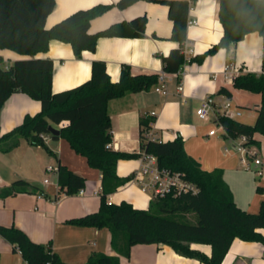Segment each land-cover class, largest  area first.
<instances>
[{
    "label": "crops",
    "instance_id": "obj_1",
    "mask_svg": "<svg viewBox=\"0 0 264 264\" xmlns=\"http://www.w3.org/2000/svg\"><path fill=\"white\" fill-rule=\"evenodd\" d=\"M118 0H55L53 10L47 15L45 27L49 28L78 9L96 4L110 5L108 10L90 20L89 31L96 32L114 22L131 19L137 15L146 16L143 37L101 36L94 51L83 50L75 56L72 46L62 40L51 39L48 49L35 56L48 58L53 62L51 88L53 92L75 87L90 78L91 62L105 63L110 79H119L121 66L127 64L133 74L158 73L162 70L161 57L167 55L177 44L168 39L172 23L165 4L155 0H139L124 9L116 7ZM218 0H196L190 7L188 19L196 24L186 23V38L183 45L186 62L179 73H169L166 81L167 94L146 91L128 93L108 102L111 119V148L115 150L139 151V118L155 112L149 135L163 141L178 135L183 139L184 149L201 168L222 170L237 206L256 213L264 202V174L258 176L252 162L246 166L242 154L235 149L236 140L225 137L224 128L216 122V116L227 114L239 122L252 125L256 119L260 95L254 92L232 88V80L239 72H264V36L257 32L246 33L236 44L219 48L208 54L201 62L191 60L220 39L223 28L218 16ZM190 50V52H189ZM8 48H0V63L9 65L14 60L29 58ZM181 81L182 90H177ZM227 87L228 97L218 90ZM210 96L213 110L209 120H201L196 108L201 100ZM228 107H225L226 104ZM41 109L40 102L26 93L14 91L0 108V135L19 125L24 116L33 115ZM236 111H239L236 115ZM210 128H215L209 135ZM44 143L47 148L32 145L24 138L11 150H0V188L13 180L23 178L38 185L43 195L22 192L0 198V224L15 225L35 242H51L53 250L69 264H85L92 252L115 255L110 245L107 228L77 226L66 220L96 211L100 206L101 174L89 166L87 159L78 155L69 143L50 134ZM257 154L264 161V135L254 133ZM141 158L119 159L116 172L121 177L131 176L139 167ZM65 165L85 178L82 194H58L57 172L45 171L47 165ZM47 178L48 181L44 182ZM127 180L109 194V202L127 200L134 207L146 209L148 196ZM139 187V186H138ZM41 193V192H40ZM260 231L264 234V228ZM191 247L209 255L211 247L204 243H191ZM0 264H23L18 251L0 237ZM119 264H203L195 258L176 253L166 244H135L128 256H120ZM221 264H264V243L234 238Z\"/></svg>",
    "mask_w": 264,
    "mask_h": 264
},
{
    "label": "trees",
    "instance_id": "obj_2",
    "mask_svg": "<svg viewBox=\"0 0 264 264\" xmlns=\"http://www.w3.org/2000/svg\"><path fill=\"white\" fill-rule=\"evenodd\" d=\"M139 0H118L116 7L124 9ZM165 4L172 27L168 37L176 42L167 55L161 57L162 70L179 73L184 62L183 45L190 5L196 0H155ZM218 16L223 33L213 46L191 60L201 62L219 48L236 44L246 33L257 32L264 36V0H218ZM55 0H0V48H8L31 57L14 60L6 68L0 63V108L14 92L21 91L40 102L41 109L25 115L22 122L9 132L0 135V150H11L24 138L32 145L47 148L42 134H50L48 126L59 130L53 138L65 139L71 148L87 159L89 166L101 174L100 204L96 211L66 220L77 226L107 228L110 245L115 255L92 252L85 264H119L120 256H128L130 248L139 243L166 244L176 253L195 258L203 264H221L231 241L264 243V202L256 213L241 209L235 203L222 170H204L198 160L184 149L180 135L163 141L148 135L154 116L139 118V151L127 152L108 148L111 142V119L108 102L128 93L148 91L157 82L156 73L133 74L130 66H121L119 79L112 81L101 60L91 62V76L81 84L58 92L51 88L53 62L36 57L48 49L51 39L71 44L75 56L83 50L94 51L101 36L143 37L146 16L137 15L128 20L114 22L96 32L89 31L90 20L104 13L110 5L96 4L78 9L49 28L45 27L47 15L53 10ZM232 88L259 94L260 104L252 125L239 122L230 115L219 114L216 121L225 128V137L249 135L256 144L254 133L264 135V72H239L233 77ZM228 97L231 90H218ZM63 123H65L63 125ZM141 152L154 155L158 165L180 171L197 186L195 193L179 196L167 195L150 200L146 209L134 207L131 202L107 201V196L123 185L131 176L121 177L116 172L119 159L139 157ZM58 194L74 195L85 186V178L59 164L57 167ZM42 193L30 181L18 178L0 188V198L17 193ZM43 194V193H42ZM0 237L7 240L13 251H18L24 264H69L63 261L51 245L35 242L15 225H1ZM209 244V255L191 247V243Z\"/></svg>",
    "mask_w": 264,
    "mask_h": 264
},
{
    "label": "built area",
    "instance_id": "obj_3",
    "mask_svg": "<svg viewBox=\"0 0 264 264\" xmlns=\"http://www.w3.org/2000/svg\"><path fill=\"white\" fill-rule=\"evenodd\" d=\"M188 24H196L195 19H188ZM190 52V50H189ZM7 68L8 65H5ZM169 73L164 70H160L157 73V82L152 87L156 92L162 93L163 95L167 94L166 81L169 78ZM177 90H182L181 81L177 84ZM227 103L225 107H228ZM213 110V100L212 97L206 96L204 97L198 107L196 108V115L201 120H209L211 113ZM239 111H236V115H238ZM226 114V113H225ZM149 115L154 116L155 112L151 111ZM217 122V121H216ZM65 123H63L64 125ZM219 124V123H218ZM221 125V124H219ZM223 128V126L221 125ZM225 129V128H224ZM215 128H210L208 131L209 135H213L215 133ZM225 133V130H224ZM149 135V133H148ZM150 137L154 138L152 135ZM42 137L46 139V135L42 134ZM236 140L235 149L242 154V162L248 167L250 166V162H252L257 168L255 169V173L260 176L264 174V161H262L261 157L257 154L256 145L249 142V135L240 134L236 138H232ZM111 143H107V147L111 148ZM141 163L139 167L131 174V181L138 184L139 188L143 193H145L149 200H152L156 197H164L167 195H171L173 197L179 196L185 192L195 193L197 191V186L193 181H189L186 179L184 173L180 171L171 170L168 168H163L158 165V161L154 155L141 152L139 155ZM45 171L57 172V167H53L51 165H47L45 167ZM48 179L45 178L44 182H47ZM101 188L98 194H100ZM83 189L79 190L76 194H82ZM42 193L38 194V197L42 196ZM108 201V199H107ZM24 264V263H23Z\"/></svg>",
    "mask_w": 264,
    "mask_h": 264
},
{
    "label": "water",
    "instance_id": "obj_4",
    "mask_svg": "<svg viewBox=\"0 0 264 264\" xmlns=\"http://www.w3.org/2000/svg\"><path fill=\"white\" fill-rule=\"evenodd\" d=\"M48 132L50 133L51 137L59 134V130L51 125L48 126Z\"/></svg>",
    "mask_w": 264,
    "mask_h": 264
},
{
    "label": "rangeland",
    "instance_id": "obj_5",
    "mask_svg": "<svg viewBox=\"0 0 264 264\" xmlns=\"http://www.w3.org/2000/svg\"><path fill=\"white\" fill-rule=\"evenodd\" d=\"M129 159L136 161L135 158H129ZM136 187H137L138 189H140V188L138 187V185H137Z\"/></svg>",
    "mask_w": 264,
    "mask_h": 264
}]
</instances>
